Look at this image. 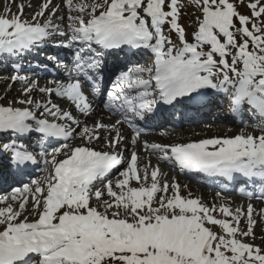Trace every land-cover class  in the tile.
<instances>
[{"label":"snow or ice","instance_id":"obj_1","mask_svg":"<svg viewBox=\"0 0 264 264\" xmlns=\"http://www.w3.org/2000/svg\"><path fill=\"white\" fill-rule=\"evenodd\" d=\"M14 3L0 14V63L21 85L0 97V264H264L250 202L264 201V0H64L67 16L43 0L31 19ZM48 45L71 59L48 56L64 75L42 85L48 65L21 61ZM215 101L252 130L146 138L164 113ZM160 162L238 186L246 209L181 195Z\"/></svg>","mask_w":264,"mask_h":264},{"label":"bare ground","instance_id":"obj_2","mask_svg":"<svg viewBox=\"0 0 264 264\" xmlns=\"http://www.w3.org/2000/svg\"><path fill=\"white\" fill-rule=\"evenodd\" d=\"M16 1H18V0H16ZM23 1H26V0H22V3H23ZM29 1H26V2L28 3ZM37 1L38 0H31V3H30L31 7L37 6V4H36ZM41 1L43 2V0H41ZM57 1H60V0H52V4L53 5H58V4L60 5L61 11L59 12V14L57 13L58 16L59 15L67 16V14H65L66 13L65 11H67V10L64 8V0H62V2H60V3H55ZM12 5H17V3H14ZM43 52H47L48 55L57 56L58 58L61 59L63 54L66 53L67 50L57 49V48H55V47H53L51 45H48V46H45L42 49L37 50L34 53L28 54L22 61L26 65H29V64L31 65L33 63V64H36V65L39 64L41 67H43V65L47 64L49 68L54 70V64H53L52 61H48V63H47V62H45V60L42 59V61H41L39 59L40 55H37V53L40 54V53H43ZM6 65L7 64L1 65L0 68L6 67ZM36 65H33V67H35ZM54 71H56V69ZM28 74L31 75V72H28ZM10 75H11L10 72L5 71L4 69H0V90H1L0 91V95H2V96L5 94V92L7 90H9V89H6L4 87L7 86L8 82H9L7 78ZM41 77H44V79H41V84L42 85L46 82V80H49L48 78H51V79L53 78L51 73H45ZM12 85H13V88L10 91H8V98H12L13 99V98L17 97L18 94H19L18 93L19 89L17 88V86H19V84H12ZM0 103H4V102L0 100ZM215 106H217V104H215V102H211L206 107H203V108L199 109L198 111L197 110H191L192 113H190L191 115H189V116H184L185 114H187V112H185L183 114V116L190 121L191 125H189V126H187V123L183 119L181 121H178V120L175 121L173 119H170L173 122V123H169V124H172V126H171L172 129H170V131L174 130L173 132H170V133L171 134H175V138L169 137V139H167L168 140L167 143H174V142H185L186 143V142H190V141H198V140H201V137H210V136L222 131V130H220L222 127H224L225 130H227L229 127L230 128L232 127V128L235 129L231 133V135H228V136H234V135L239 134V130L243 127V124H236V126H234V124H233V123H235L234 117L233 118L232 117L225 118V120L223 118H222L223 120H220L221 117L216 119L217 117H213V115H212V113L216 111L215 110ZM219 108H224V107H219ZM212 109H213V111L211 113L210 111ZM206 114L208 115V117H207ZM193 119H196V120L194 121ZM198 119H201V120H198ZM104 122L105 123H110V121L108 119H105ZM205 123L206 124L210 123V124L208 126H206V127H202ZM153 127H155V126H153ZM156 128H159V126L156 127ZM250 129L252 130V128H250ZM212 130H215V131H212ZM224 131H222V132H224ZM123 132H124L125 135H128L130 133V130L126 129ZM218 134H221V133H218ZM218 134H217V136H221V135H218ZM199 136H201V137H199ZM155 137H159V136H155ZM140 155L144 159L147 154L144 153V152H141ZM143 159L141 161H143ZM156 163H157V160L154 157V161H152V164L155 165ZM160 168L162 169L163 172L166 171L165 173H168V172L170 174L173 173L171 170H169L167 168V166H166V164L164 162H160ZM41 173H42L41 177L43 175H45V173L43 171H41ZM33 177H35V176H33ZM209 182L207 184H203V185H197V183L195 181L194 182H188L189 183L188 186H189V189H191L192 191L196 192L197 194H200L201 196H205V197L214 196V197H211L213 199V198L216 197L217 192L214 191L215 188L213 186H209L211 184ZM3 187H4V185H0V195L8 194L10 189H8V190L7 189H3ZM200 187H202L204 189L202 190ZM237 199L238 200H243V199H240V198H237ZM244 201H247V200H244ZM263 203H264V201H263ZM29 205H31V203H29Z\"/></svg>","mask_w":264,"mask_h":264},{"label":"rangeland","instance_id":"obj_3","mask_svg":"<svg viewBox=\"0 0 264 264\" xmlns=\"http://www.w3.org/2000/svg\"><path fill=\"white\" fill-rule=\"evenodd\" d=\"M26 1H29V0H26ZM26 1H23V4L25 5V7H24V18L25 19H31V17H32V15L36 12V11H38L39 10V5L42 3V1L41 0H38L37 1V6H35V7H28L29 6V4L31 3V0L27 3ZM8 2H9V0H0V14H5L4 13V6L5 5H7L8 4ZM22 3V0H18V1H16V3H17V5L18 4H20V3ZM60 2H62V0H60V1H57V2H55V3H60ZM17 5H12L11 4V11H12V13H16L17 12ZM28 5V6H27ZM59 5V4H58ZM190 11V10H189ZM241 11L242 12H247V9H245V8H242L241 9ZM66 12V13H65ZM64 13L65 14H67V11H65ZM58 14H59V12H58ZM57 14V15H58ZM181 23H183V24H185V25H187L188 23H190V21L188 20V18L187 17H185L182 21H181ZM43 55H45L46 57L48 56L46 53L45 54H43ZM8 67H10V65H8ZM0 69H4L5 70V67H2V68H0ZM60 70V69H59ZM61 71V70H60ZM63 73V72H62ZM4 77V76H3ZM21 87V85H19V86H17V88L19 89ZM4 88H6V89H12L13 88V85H12V83L9 81L8 82V84H7V86H5ZM1 91V90H0ZM0 97H2V95H0ZM39 98V97H38ZM8 100H12V98H8ZM1 101H3L4 103H7V101H4V100H1ZM215 104H217V106H215V112H213L212 113V111H213V109L210 111L211 113H212V115H213V117H217L216 119H218V118H220V120H225V118H230L232 115H230L228 112H227V110H226V108L224 107V108H219V107H223L221 104H220V102L219 101H215ZM219 106V107H218ZM223 109V110H222ZM221 110V111H220ZM207 115V114H206ZM181 116L182 115H177L176 117H178V118H181ZM207 117H208V115H207ZM223 118V119H222ZM246 119H248V118H246L245 117V120ZM185 120H187V119H185ZM194 121L196 120V119H193ZM198 120H201V119H198ZM247 122V121H246ZM248 123V122H247ZM210 123H205L202 127H206V126H208ZM232 124V123H231ZM187 125H191V123H190V121L188 120L187 121ZM250 126H253V125H250ZM223 128V129H222ZM220 130H222V131H224L225 130V128L224 127H222ZM218 130V129H217ZM235 129L234 128H228L227 130H225L224 132H222V131H220V132H218V133H221V134H218V133H216V134H214V135H212V136H210L211 138L212 137H215V136H217V134L218 135H221V136H228V135H231V133L234 131ZM251 131V129L249 128V126H245V127H242L240 130H239V134H240V132L241 131ZM212 131H215V130H212ZM211 131V132H212ZM255 134H259V132H256ZM196 135V134H195ZM199 137H201V136H199ZM201 138H207V137H201ZM209 138V137H208ZM143 159V157H141V160ZM145 159V158H144ZM144 159H143V161H141V165L143 164V162H144ZM152 161H154V157H152ZM166 172V171H165ZM173 177L175 178V180L181 185V195H183V196H188V194H189V191L191 192V195H192V197L193 198H200L201 200H202V202L203 203H205V204H208L209 206H211L214 202L215 203H217V204H219L221 201L220 200H218V199H216V200H213L211 197H214V196H209V197H205V196H201L200 194H197L196 192H194V191H192L191 189H189V183L187 182V181H185V180H183V179H181V178H179V177H177L176 176V174H170L169 172L167 173V179L169 180V182H171V180L173 179ZM187 186V188H185L184 186ZM202 190L204 189V188H202V187H200ZM216 191V190H215ZM211 192V191H210ZM204 194V193H203ZM222 196H224L225 198H227L228 200H230L231 201V207L233 208V209H235L236 207H238V206H240V205H243L244 207H245V209H246V206H247V204L249 203V200H247V199H243V200H238L237 198H239V197H237L236 196V194H233V193H230V194H228V195H222ZM244 200H247V201H244ZM253 205H254V207L257 209V211H259L260 209H264V203H263V201L262 200H259V199H253V200H251L250 201ZM31 206L32 205H29L28 207L29 208H31ZM218 218H223V217H218ZM258 220H259V216H257L256 217ZM245 225L243 224V222H242V224H241V227H244ZM255 232H256V235H257V239L254 241V243L255 244H257V245H260V246H262V247H264V241H262L259 237L261 236V235H264V222H262V223H258L257 224V226H256V228H255ZM249 242H252V241H249Z\"/></svg>","mask_w":264,"mask_h":264}]
</instances>
